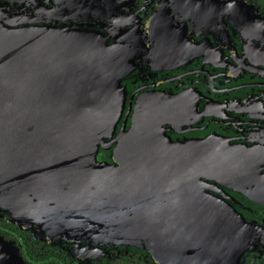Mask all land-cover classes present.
Returning a JSON list of instances; mask_svg holds the SVG:
<instances>
[{"label": "water", "instance_id": "1", "mask_svg": "<svg viewBox=\"0 0 264 264\" xmlns=\"http://www.w3.org/2000/svg\"><path fill=\"white\" fill-rule=\"evenodd\" d=\"M120 64L99 34L0 19V219L73 259L109 247L152 264L243 263L252 228L212 194L213 178L230 175L219 169L232 167L231 149L173 142L138 103L111 139L124 106ZM0 264H25L1 236Z\"/></svg>", "mask_w": 264, "mask_h": 264}, {"label": "flooded vegetation", "instance_id": "2", "mask_svg": "<svg viewBox=\"0 0 264 264\" xmlns=\"http://www.w3.org/2000/svg\"><path fill=\"white\" fill-rule=\"evenodd\" d=\"M225 1L0 0V19L99 34L107 54H120L124 106L111 139L126 113L129 126L138 103L163 118L173 142L211 139L227 157L230 148L232 167L219 169L230 175L213 178L212 194L252 228L241 264H264V0H235L245 8ZM112 147L98 158L108 160ZM9 228L0 236L25 264H47L50 256L53 264H152L139 251L109 247L95 259H73Z\"/></svg>", "mask_w": 264, "mask_h": 264}, {"label": "trees", "instance_id": "3", "mask_svg": "<svg viewBox=\"0 0 264 264\" xmlns=\"http://www.w3.org/2000/svg\"><path fill=\"white\" fill-rule=\"evenodd\" d=\"M7 226L12 228L11 232H14V231L19 232V230L17 229V227H15L14 225H11L9 223L7 224L3 220L0 219V235L3 236L4 238H5V236L8 237L6 235V233H5V230H7V229H5V227H7ZM11 228H9V229H11ZM22 234H24V233H22ZM57 248L58 247H55V249H57ZM47 249L49 250L50 253L53 250V248L49 247V245L47 246ZM128 250L139 251V252L143 253L144 255H146L147 258L149 257V255H147L146 253H144V252H142L140 250L133 249V248H129ZM49 259H50L49 261H45V262H47V264H53L54 258L52 256H50ZM149 260H150V258H149ZM122 264H131V262L127 261L124 258L123 261H122ZM139 264H151V263H150V261H148L147 263L141 261Z\"/></svg>", "mask_w": 264, "mask_h": 264}]
</instances>
